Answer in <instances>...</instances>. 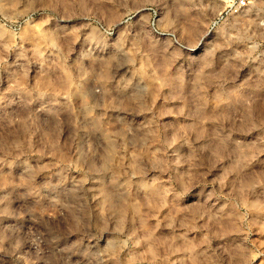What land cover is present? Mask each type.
Segmentation results:
<instances>
[{"label":"rangeland","instance_id":"rangeland-1","mask_svg":"<svg viewBox=\"0 0 264 264\" xmlns=\"http://www.w3.org/2000/svg\"><path fill=\"white\" fill-rule=\"evenodd\" d=\"M0 264H264V0H0Z\"/></svg>","mask_w":264,"mask_h":264},{"label":"built area","instance_id":"built-area-1","mask_svg":"<svg viewBox=\"0 0 264 264\" xmlns=\"http://www.w3.org/2000/svg\"><path fill=\"white\" fill-rule=\"evenodd\" d=\"M235 5L241 7L245 5V0H235Z\"/></svg>","mask_w":264,"mask_h":264}]
</instances>
